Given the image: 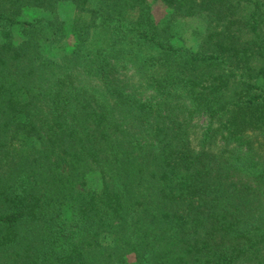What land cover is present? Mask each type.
<instances>
[{
    "label": "trees",
    "instance_id": "obj_1",
    "mask_svg": "<svg viewBox=\"0 0 264 264\" xmlns=\"http://www.w3.org/2000/svg\"><path fill=\"white\" fill-rule=\"evenodd\" d=\"M0 264H264V0H0Z\"/></svg>",
    "mask_w": 264,
    "mask_h": 264
},
{
    "label": "rangeland",
    "instance_id": "obj_2",
    "mask_svg": "<svg viewBox=\"0 0 264 264\" xmlns=\"http://www.w3.org/2000/svg\"><path fill=\"white\" fill-rule=\"evenodd\" d=\"M152 8L153 15L157 21L162 23H166L168 21L169 11L165 8V6L160 3H155ZM70 15L71 13L69 10H62V12H59V17L62 21H68ZM37 16H39L37 12H25L22 19L31 20ZM12 32L14 40L16 42L21 41V34L18 27H14ZM173 33L176 35L175 39H173V43H175L176 46L196 51L200 46V36L203 34V24L199 20L190 21L185 24L180 22V24H178V26L173 30ZM194 125L198 127V129L202 128L207 125L206 119L197 118L194 120Z\"/></svg>",
    "mask_w": 264,
    "mask_h": 264
}]
</instances>
